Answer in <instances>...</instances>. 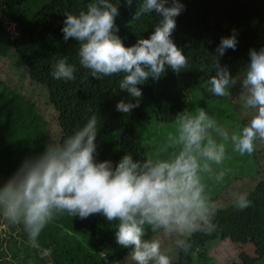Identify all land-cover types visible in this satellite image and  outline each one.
<instances>
[{"label": "clouds", "instance_id": "9594fccd", "mask_svg": "<svg viewBox=\"0 0 264 264\" xmlns=\"http://www.w3.org/2000/svg\"><path fill=\"white\" fill-rule=\"evenodd\" d=\"M132 2L125 0L128 7ZM184 7L181 0H142L134 18L155 12L160 20L149 37L139 38L131 46L117 35L119 8L112 0H92L86 10L66 13L61 31L65 41L79 44V65L93 79L122 76L119 88L128 99L119 100L115 110L129 114L140 106V85L159 82L168 69L179 75L189 68L188 58L172 39L176 17ZM237 46L235 32L221 37L207 91L228 97L230 89L239 85L245 93L243 106L254 110L242 128L230 129L198 108L178 115L166 136L167 156L141 160L125 153L118 161L101 160L97 136L102 117L93 113L61 143H47L41 152L26 157L0 184V216L23 226L29 245L42 259L52 249L41 247V234L64 213L80 220L100 215L107 222H116L115 242L130 249L134 264H172L161 250V240L146 238L149 231L175 238L176 246L188 254L194 234L211 235L218 228L214 221L219 205L205 178L222 184L231 171L223 167L229 149L250 156L255 142L264 141V48L250 49L243 72L233 76L219 57ZM76 72V65L65 57L55 62L51 75L56 80L74 81ZM251 203L243 193L234 206L243 211Z\"/></svg>", "mask_w": 264, "mask_h": 264}, {"label": "trees", "instance_id": "16d2710c", "mask_svg": "<svg viewBox=\"0 0 264 264\" xmlns=\"http://www.w3.org/2000/svg\"><path fill=\"white\" fill-rule=\"evenodd\" d=\"M1 1L15 31L10 34L0 17V60H5L10 67L8 75L0 74V184L26 157L38 154L47 143H61L82 127L88 116L99 114L100 111H95L98 109L96 101L107 97L97 89L98 80L79 65V44L73 40L65 41L61 31L65 14L86 10L92 0ZM112 2L119 8L115 21L119 27L117 35L126 46L135 44L139 38L149 37L160 20L155 12L134 18L142 0H133L131 7L125 0ZM181 3L185 7L176 17L172 39L188 58L189 68L179 75L168 69L159 82L149 80L140 85L143 93L140 106L125 114L116 125L105 126L99 131L98 159L118 161L125 153L141 160L149 158L145 152L147 142H142L147 138L148 149L153 146L162 151L158 156L169 154L167 147L151 135H156L158 125L175 126L178 115L197 109L195 100L206 93L207 81L214 74L217 46L199 64L195 62L194 50L213 40L226 23L238 27L235 31L238 46L219 57L221 65H227L229 69L245 67L249 50L264 48V0H181ZM65 57L77 67L74 81L56 80L51 75L55 62ZM121 78V75H115L112 84H119ZM38 90L41 96L37 94ZM123 99H128L126 92H123ZM45 101L51 104L55 114L58 132L55 139L40 111V102ZM262 142L261 147L255 142V151L249 156V161H258L260 170L264 166L260 165L264 160ZM205 179L212 198L219 205L214 221L218 228L211 235L194 234L188 254L175 246L172 264H214V249L228 242L237 248L240 243L251 246L254 256L242 264H264V171L248 179L244 174L230 171L220 185ZM243 193L248 194L252 203L240 211L234 203ZM0 224H3L0 225V264L130 261V249L115 242L116 222H107L100 215L85 220L67 213L55 217L40 237L41 247L52 249V254L43 259L29 245L22 225H12L2 216ZM159 234L149 231L146 238L157 239Z\"/></svg>", "mask_w": 264, "mask_h": 264}, {"label": "rangeland", "instance_id": "374dc122", "mask_svg": "<svg viewBox=\"0 0 264 264\" xmlns=\"http://www.w3.org/2000/svg\"><path fill=\"white\" fill-rule=\"evenodd\" d=\"M0 17L3 19L5 26L7 27L10 34H12L15 31L13 28V23L8 18L1 0ZM237 29L238 27H235L232 23H226L223 26V29L213 40H211L208 44L204 45L203 47L195 48L193 53L195 62L199 64L214 48H216V46L221 40V37L229 36ZM243 69L244 67L242 66H239L238 68H230V72L233 76H236L239 73H242ZM9 70L10 67L8 66L6 61L3 59L0 60V74L5 77L9 74ZM114 77L115 75L111 77H103L99 79L96 83L97 89L107 94V97L103 98V100L97 99L96 101L98 109H95V111H100L99 114L102 117L101 129L105 126L111 127L113 125H116L118 123V120H123L125 118V114H122L115 110L117 102L123 99V92L120 91L119 84H112L111 80ZM230 92L231 94L228 97H216L212 93L206 91L205 94H202L195 100L197 103V109L204 108L205 111L209 113V115L214 116L220 123H222L226 127H229L230 129H240L250 121L251 116L254 114V110L247 109L243 106L245 93L242 91L239 85L230 89ZM37 94L39 96L42 95L40 90L37 91ZM40 106V111L44 115L48 123V131L55 139V137H57L58 132L57 126L54 121L55 114L51 108V104L48 101H45L44 103L40 102ZM174 127L175 126L169 127L165 125H158L156 127V135L154 136V134H152L151 138L158 139L159 142H162V146L166 147L167 133L169 131H172ZM55 141L56 140H54V142ZM143 141L147 142L146 146L148 147V138L142 140V142ZM256 143L257 147H261V145L263 144L262 141H256ZM146 148L145 152L148 154L149 158L159 157L158 155L162 152L160 150H155L153 146L151 147V149ZM228 156L229 158L225 161L223 167L225 169H231V171L244 174L247 179L259 176L264 171V166H261L260 170V167L258 166V161H249V155L247 154L241 156L238 153L233 152L230 148ZM260 165H264V160L260 161ZM236 191H238V189H236ZM0 225L3 226V224ZM157 239L161 240L162 252H164L171 258L174 254L176 246L175 238L166 237L162 233L157 236ZM244 244L248 246H243ZM244 244H238L239 246L237 248V246H235L233 243L228 242L222 244L221 247L219 246L215 248L214 264H242L247 262L248 259L254 256V253L249 243ZM235 249L237 250L235 251ZM131 261V258L130 261L123 259L119 260L114 264H131Z\"/></svg>", "mask_w": 264, "mask_h": 264}]
</instances>
